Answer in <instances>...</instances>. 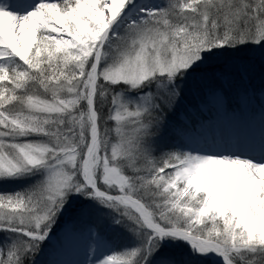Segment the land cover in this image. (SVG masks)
<instances>
[{
	"label": "snow or ice",
	"instance_id": "snow-or-ice-1",
	"mask_svg": "<svg viewBox=\"0 0 264 264\" xmlns=\"http://www.w3.org/2000/svg\"><path fill=\"white\" fill-rule=\"evenodd\" d=\"M251 46L264 0H0V264L62 227L88 264H264V152L191 147L179 111Z\"/></svg>",
	"mask_w": 264,
	"mask_h": 264
},
{
	"label": "rangeland",
	"instance_id": "rangeland-1",
	"mask_svg": "<svg viewBox=\"0 0 264 264\" xmlns=\"http://www.w3.org/2000/svg\"><path fill=\"white\" fill-rule=\"evenodd\" d=\"M247 53L254 54L256 55V57H259L261 55L262 57V54H264V49H247ZM220 63L240 64L250 69L251 80L248 83L247 93L239 91L238 93L235 94L236 100L239 101V105L241 109H243L244 107L243 105L246 103V100H248L250 103H254L255 99H253L254 98L253 95L255 94V92H258V90L260 89L262 90L261 87L264 88V81L261 80V73L262 71H264V58H261L259 60L256 59V61L245 63L243 60L236 61V59L235 60L230 59L225 61L223 57H218V56L210 57L208 65L205 66V70L203 72H198L194 74L193 78L190 81V87L184 94V99L180 101V109H179L180 119L185 123L186 122L190 123L191 125L188 127L189 128L188 134L184 138L185 142L189 146L190 143H193L194 137H199L197 132L198 130H200V128H204L206 125H209L210 128H212V126L213 127L215 126L213 122L210 121L213 119L215 120V117L210 116L211 110L208 112L209 107L214 106V103L216 102L219 106H223V104L221 103L223 99L222 97L223 91L221 89H223V87H226L227 84L226 82L215 80L212 78L214 75L215 65L217 64V66H220ZM210 66L211 69H209ZM202 77H207V79H202ZM213 89H215V91H213ZM226 99L228 98L226 97ZM257 108L258 109L261 108L260 103L257 105ZM207 112L209 115L207 114ZM205 113L208 115V117L205 116ZM194 117L195 120H197V123H195V126L193 128L192 121L194 120ZM234 124H236L235 121ZM11 185L14 184H8L4 186H11ZM63 232L65 231L62 227L61 230L57 233V236L58 235L60 236ZM55 241L56 239L53 236L51 243L47 249V253L44 257L45 260L49 261V264H57V262L62 261L63 258L60 255V252L62 251L54 244Z\"/></svg>",
	"mask_w": 264,
	"mask_h": 264
},
{
	"label": "bare ground",
	"instance_id": "bare-ground-1",
	"mask_svg": "<svg viewBox=\"0 0 264 264\" xmlns=\"http://www.w3.org/2000/svg\"><path fill=\"white\" fill-rule=\"evenodd\" d=\"M261 88L262 90L253 93V99L258 100L260 103V113L254 119L250 114L253 103L246 100L243 109H241L243 112L239 113V118L243 119L239 125L229 121L226 96L222 92L223 99L221 103L223 106H219L216 100L215 107L211 106L215 108L216 112H220V115H218L220 119L216 122V126L210 128L209 125H206L204 128H200L197 132L199 137H194L190 146L205 150L239 149L256 155L264 152V88ZM235 146H241V148ZM242 146L247 148H242ZM66 237L69 236H64V238ZM75 244L77 245L66 249L65 252H60L63 258L57 264H88V260L94 258L95 253L87 247L83 240L79 239V242Z\"/></svg>",
	"mask_w": 264,
	"mask_h": 264
},
{
	"label": "trees",
	"instance_id": "trees-1",
	"mask_svg": "<svg viewBox=\"0 0 264 264\" xmlns=\"http://www.w3.org/2000/svg\"><path fill=\"white\" fill-rule=\"evenodd\" d=\"M247 49H261V48L256 47V46L245 47V48L241 49L239 52L235 53L232 56H223V55H221V56H218V57H223L225 59V61L226 60H230V59H232V60L236 59V61H242L243 60L245 63H249L251 61H256V59L259 60L261 58H264V54H262V57H261V55L259 57H256V55H254V54L247 53ZM254 63H256V62H254ZM221 65H224V64L220 63V66ZM220 66H217V64H216L215 67H214L215 70L217 68H219ZM209 69H211V66L209 67ZM223 90L226 93V96L228 98L227 100H229V104L234 101L235 94L239 92V90L237 88H228L227 86L223 87ZM187 125H190V124L187 123ZM16 188H17V185L3 186L2 190H4V191H12V190H15ZM68 219H69V217L65 218L66 221Z\"/></svg>",
	"mask_w": 264,
	"mask_h": 264
}]
</instances>
